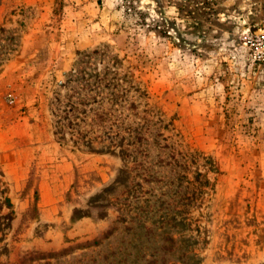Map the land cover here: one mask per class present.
I'll return each instance as SVG.
<instances>
[{
	"label": "rangeland",
	"instance_id": "rangeland-1",
	"mask_svg": "<svg viewBox=\"0 0 264 264\" xmlns=\"http://www.w3.org/2000/svg\"><path fill=\"white\" fill-rule=\"evenodd\" d=\"M0 264H264V0H0Z\"/></svg>",
	"mask_w": 264,
	"mask_h": 264
}]
</instances>
